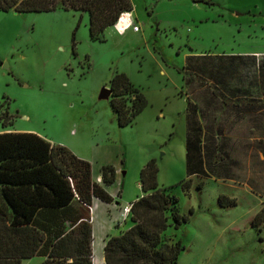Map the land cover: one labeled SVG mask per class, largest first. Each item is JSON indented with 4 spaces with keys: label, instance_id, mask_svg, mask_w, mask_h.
<instances>
[{
    "label": "rangeland",
    "instance_id": "obj_1",
    "mask_svg": "<svg viewBox=\"0 0 264 264\" xmlns=\"http://www.w3.org/2000/svg\"><path fill=\"white\" fill-rule=\"evenodd\" d=\"M130 1L139 30L123 37L109 28L104 42L91 40L84 13L0 12V106L6 102L1 114L14 116L11 128L72 145L95 167L103 161L122 167L118 188L125 181L127 195H143L142 166L156 159L160 185L177 195L178 210L190 218L164 235V244L181 240L186 247L178 264H264V225L259 231L252 224L264 208L262 195L220 185L217 196L209 181L203 190L180 185L186 177L187 106L180 93L185 80L196 77L188 67L206 60L222 66L231 55L264 53V0ZM122 19L126 23L117 26L125 31L129 23ZM117 73L128 75L149 101L126 128L111 99H100ZM235 193L238 206H220L221 196ZM96 213L95 264H102L107 217ZM42 263L35 257L24 264Z\"/></svg>",
    "mask_w": 264,
    "mask_h": 264
},
{
    "label": "trees",
    "instance_id": "obj_2",
    "mask_svg": "<svg viewBox=\"0 0 264 264\" xmlns=\"http://www.w3.org/2000/svg\"><path fill=\"white\" fill-rule=\"evenodd\" d=\"M58 10L89 15L91 40L104 42L106 31L120 22L122 14L132 12L133 6L130 0H0L2 13ZM206 61L205 73L209 75L213 68L211 77L227 78L225 65ZM197 66L188 67L193 75ZM109 87L120 127L133 126L149 106L147 97L125 73H117ZM5 103L0 106V122L4 128L13 127L14 116L7 110L1 114ZM102 173L104 185L95 181L90 161L38 134L1 133L0 264H23L35 257L44 258L42 264H95V202L113 204L115 199L106 187L117 180L113 165L105 166ZM141 184L144 196L134 202L132 227L109 237L104 248L106 264H178L186 247L181 240L164 244V235L171 227L180 229L190 218L178 210L177 195L160 185L156 159L142 169ZM180 185L186 191L192 187L189 182ZM219 204L230 209L238 201L223 195ZM252 224L262 230L264 208Z\"/></svg>",
    "mask_w": 264,
    "mask_h": 264
},
{
    "label": "crops",
    "instance_id": "obj_3",
    "mask_svg": "<svg viewBox=\"0 0 264 264\" xmlns=\"http://www.w3.org/2000/svg\"><path fill=\"white\" fill-rule=\"evenodd\" d=\"M132 12L130 15L135 23ZM123 18L130 22L129 15H124ZM132 30L133 28H130L120 32L116 29L123 37L132 33ZM204 55L201 57L206 59L210 56L206 53ZM229 58L234 59L225 65L227 78H218L216 75L211 77V71L214 69L211 68L208 75L204 65L198 64L196 77L186 79L185 87L180 93L181 96L187 97L184 118L186 177L181 183L189 182L192 187L203 190L209 181L216 185L214 188L212 186V189L217 196L221 194L220 185H226L233 191L245 189L256 197L262 195L264 198V53L231 55ZM19 130L4 128V132H21ZM49 141L56 144L52 140ZM62 144L64 143L59 145ZM64 146L78 157L90 161L95 181L104 185L102 170L108 165L107 161L101 164L97 162L98 166L95 167L92 160L77 153L72 145ZM145 166L146 163L142 169ZM115 168L116 183L106 187L115 202L107 204L96 201L94 206V213L96 209L97 213L102 211L107 217L103 246L110 236L116 234L115 230H121L118 232L120 235L132 227V224L128 225L129 222L123 226H117L115 223L123 206L144 196V193L141 195L139 191L127 195L125 181L123 189L121 186L118 188L124 177L123 168ZM239 194L235 193L232 199L237 200L235 196ZM125 226L128 228L124 229ZM42 259L44 261V258ZM26 261L29 260H25L23 264Z\"/></svg>",
    "mask_w": 264,
    "mask_h": 264
},
{
    "label": "built area",
    "instance_id": "obj_4",
    "mask_svg": "<svg viewBox=\"0 0 264 264\" xmlns=\"http://www.w3.org/2000/svg\"><path fill=\"white\" fill-rule=\"evenodd\" d=\"M124 15H129V19H130V23L128 26H126V29L128 30L130 28H133L135 31H138L139 27L134 23L131 15H130V12H126V13L122 14L120 20L123 18ZM115 27H117L116 29L118 30V26L116 25ZM119 31L123 32V30H121V29H119ZM133 207H134V202L127 203L125 206H123L121 208L120 217L117 221L118 226H123V225L127 224L129 221H131Z\"/></svg>",
    "mask_w": 264,
    "mask_h": 264
},
{
    "label": "water",
    "instance_id": "obj_5",
    "mask_svg": "<svg viewBox=\"0 0 264 264\" xmlns=\"http://www.w3.org/2000/svg\"><path fill=\"white\" fill-rule=\"evenodd\" d=\"M112 94H113V92H112L111 88H105L101 93L100 99L110 100L112 97Z\"/></svg>",
    "mask_w": 264,
    "mask_h": 264
},
{
    "label": "bare ground",
    "instance_id": "obj_6",
    "mask_svg": "<svg viewBox=\"0 0 264 264\" xmlns=\"http://www.w3.org/2000/svg\"><path fill=\"white\" fill-rule=\"evenodd\" d=\"M121 20H122L123 23H126V20H124V21H123V19H121ZM121 20H120V21H121ZM129 21H130V19H129ZM119 23H120V22H119ZM129 23H130V22H129ZM125 26H127V25L125 24ZM118 29H119V28H118ZM99 261H100V263H102V264L105 263V260H104L103 258H101ZM103 261H104V262H103ZM98 264H99V263H98ZM105 264H106V263H105Z\"/></svg>",
    "mask_w": 264,
    "mask_h": 264
}]
</instances>
